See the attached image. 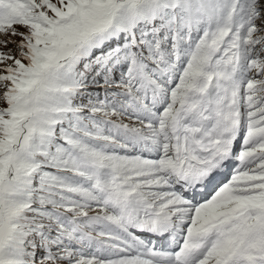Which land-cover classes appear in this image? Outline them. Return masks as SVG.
Segmentation results:
<instances>
[{
  "label": "snow or ice",
  "instance_id": "1",
  "mask_svg": "<svg viewBox=\"0 0 264 264\" xmlns=\"http://www.w3.org/2000/svg\"><path fill=\"white\" fill-rule=\"evenodd\" d=\"M0 264H264V0H0Z\"/></svg>",
  "mask_w": 264,
  "mask_h": 264
}]
</instances>
